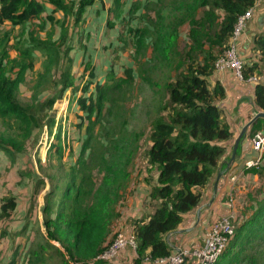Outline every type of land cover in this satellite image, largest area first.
<instances>
[{"label":"trees","instance_id":"1","mask_svg":"<svg viewBox=\"0 0 264 264\" xmlns=\"http://www.w3.org/2000/svg\"><path fill=\"white\" fill-rule=\"evenodd\" d=\"M96 1L0 0V33L8 31L4 30L7 23L12 28L32 27L28 32L23 29L14 45L16 58L10 56L8 39L0 38V122L4 127L0 129V152L12 160L25 153L34 134L44 128V121L53 126L55 113L50 109L68 91L75 99L81 91L76 102L80 112L77 128L79 133L85 132L78 158L70 167L64 164L63 155L65 147L72 151V145L64 143L63 149L61 131L56 135L48 154L54 161L48 163L53 170L46 174L50 189L44 196L42 221L26 246H14L9 264L21 261L25 264H109L95 259L121 233L113 229L119 219V208L130 192L143 188L142 183L148 186L146 204L154 212L135 221L133 236L138 256L134 263L143 264L147 257L157 260L171 255L173 249L168 235L179 229L186 215L202 205L204 191L226 151L222 143L234 137L228 126L221 123L223 110L216 104L224 98V89L219 85L217 91L211 90L208 79L216 71V61L232 43L239 17L255 8L258 0H170V24L161 20L154 28L147 24L148 11L139 14L141 3L135 1L128 17L136 16L141 26L132 27L129 32L133 65H124L120 71L112 66L104 84L93 86L88 81L78 91L75 61L70 57L73 49L62 52L60 43L69 34L68 21L75 18L70 36L73 40L75 27L86 21L83 18ZM114 2L109 13L125 24L124 12L119 9L122 0ZM153 4L157 5V0ZM58 14L63 16L61 33H64L55 40L54 32H47V26L55 22ZM107 21L112 27L111 19ZM187 23L191 43L188 50H178L175 44L179 29ZM118 35L121 41L124 35L119 31ZM149 49L151 57L146 55ZM253 50L260 61L251 65L244 62L245 79L260 73L264 63L263 35L255 37ZM36 55L43 59L39 70ZM155 61L163 63L164 71H170L162 88L165 93L162 91L160 97H155L160 99L158 106L155 114L145 115L144 128H135L128 102L135 93L153 91L155 94L159 89L161 83L154 79L150 68V63ZM88 64L86 73L91 67ZM35 69L37 78L28 86L33 90L31 103H22V87L27 84L28 72ZM96 69L91 68L88 80L95 77ZM55 71L59 75L57 80ZM90 85L95 89L93 93L89 92ZM255 104L264 111L263 81L256 82ZM263 130L264 118L256 119L252 123L251 138ZM143 141L148 145L143 168L148 175L136 182L132 191V169L137 167ZM40 166L45 170L41 163ZM261 169L245 168L244 172L255 175ZM17 204L11 196L3 199L0 222L11 218ZM236 224L235 234L217 264H264V198L257 200L250 216L243 221L236 219ZM26 233L27 227L11 237Z\"/></svg>","mask_w":264,"mask_h":264},{"label":"rangeland","instance_id":"2","mask_svg":"<svg viewBox=\"0 0 264 264\" xmlns=\"http://www.w3.org/2000/svg\"><path fill=\"white\" fill-rule=\"evenodd\" d=\"M75 3H78L79 0H73ZM115 0H97L95 5L88 8L87 17H84L86 21L82 20L80 24H77L74 31L76 30L75 37L73 40L70 36H72L71 29L75 26V18L70 19L68 21V25L66 26L69 34L65 35L66 37L63 38L62 42L60 43L61 51L64 52L68 49H73L70 51V57L74 59V70L77 73V81L75 83L76 87H79L82 90L85 84L89 81L95 86L97 83L104 84L106 74L113 68L115 70L120 71V68L126 66H132L133 63L131 62V51L132 46L130 43V31L132 27H138L140 25V21L134 17H128V12L135 1H140L141 11L149 13V19H147V24L150 28H154L155 24L163 21L164 24H170V14L172 12V7L168 1L170 0H157V5H154L153 2L155 0H122V5H120V11H123L124 14L122 16L126 20V23H122L114 16V14H110V9L114 8L113 4ZM71 2V1H70ZM77 7V6H76ZM76 10V8H75ZM138 14V16H139ZM47 17V16H46ZM55 22L48 23L47 32H54V39L58 40L62 30V22L63 16L62 14L55 15ZM112 21V27L108 25V21ZM158 21V22H157ZM143 25V24H142ZM27 30L31 29L32 27H24L23 29ZM22 27L12 28L11 25L6 24L5 31L6 33L1 31L0 38L8 39V48L11 47V51L9 50L11 58H16L18 53L16 49H14V45L20 39V36L23 33ZM118 31L120 34H123L122 40H119ZM189 32L190 26L189 24L183 25L179 29L178 37L176 39V47L178 50H188L190 45L189 39ZM8 33V34H7ZM44 37V36H43ZM97 38V39H96ZM101 44V45H100ZM13 46V47H12ZM69 46V47H68ZM119 48V49H118ZM147 57L152 56V50L149 49L146 52ZM156 57V55H154ZM36 61L38 62V70L43 61L40 55H36ZM93 60V61H92ZM90 63V71L91 68L96 69L94 72L95 77L92 79H87L90 76V71L85 72L87 66ZM88 64V65H86ZM111 65V66H110ZM167 66V65H166ZM151 71L153 72L154 79L157 82L161 83L159 89L154 94L144 92V94H137L135 93L133 99L128 102L130 107V112H133V118L131 119V123L135 128H144L145 120L147 113L155 114L154 109L158 106L160 94L165 93L162 88L167 82L169 77V69L164 71L163 63L159 61L151 62L150 63ZM55 70V69H54ZM102 73H101V72ZM38 71H30L27 74V84L22 87V96L20 101L22 103H31V97L33 95V90L28 87L30 86V81L37 78ZM54 79L57 80L59 75L55 71ZM141 84V81L138 82L135 87L139 88L138 86ZM90 85L89 92L93 93L95 91L94 87ZM163 91V92H162ZM122 95V94H121ZM54 96L52 94L50 97ZM123 96V95H122ZM74 95L71 97V91H68L65 98L63 100H57L52 108V114L55 113V122L53 126L46 125V121H44V128L39 129L37 135L34 134V137L29 141L26 148V152L23 154L17 155L14 160H12L6 153L0 152V190H6L7 193H19L21 198L19 201L21 202L22 199H25L27 196L30 198V202L36 201L35 192L38 188V192L43 191V194L48 192L50 189V184L46 178V174L52 173V166H48L49 162L54 161L48 157L49 150L54 142L56 135L61 131L62 134V145L64 149V143L72 145V151L68 149L64 150L63 161L67 167H70L74 162L75 159L78 158V150L82 146V141L85 138V132H80L77 128V124H79L80 120L77 118V114H80L77 99L81 97V91L77 93L76 99L73 98ZM88 96H83L86 98ZM72 99V101H71ZM76 103V108H75ZM2 124L0 122V129H2ZM4 128V127H3ZM99 130V126H97L96 131ZM142 146H144L136 160L137 167L132 169V191L136 187V182L139 180L142 181L147 174V170H143L146 167L145 164V152L148 148L147 142L144 145V141L142 142ZM74 147V149H73ZM75 152V154H74ZM44 166L45 170L40 166ZM132 192H130L131 194ZM129 194V195H130ZM128 195V196H129ZM27 204V201L21 202V209L24 210L20 212L22 217L25 216V208L23 205ZM3 222V221H1ZM0 222V223H1ZM236 223V220H235ZM5 230V227H3ZM21 229H18L16 232H20ZM14 232V233H16ZM6 232H2L0 237H5ZM13 234V233H12ZM11 236V234H10Z\"/></svg>","mask_w":264,"mask_h":264},{"label":"crops","instance_id":"3","mask_svg":"<svg viewBox=\"0 0 264 264\" xmlns=\"http://www.w3.org/2000/svg\"><path fill=\"white\" fill-rule=\"evenodd\" d=\"M11 25L10 23H7ZM12 27V25H11ZM16 28V27H14ZM257 35L264 36V0H258L254 9L251 20L239 38L238 51L242 60L247 64L258 63L259 55L253 50L254 39ZM97 39V38H96ZM101 45V44H100ZM93 61V60H92ZM101 72V71H100ZM258 77L264 79V63H261ZM208 85L211 90H218L221 85L224 89L225 96L216 102L218 107L223 110L221 123L228 126L234 137L222 145L226 151L219 166L204 191L202 205L194 212L184 218V222L179 229L168 235L167 239L173 249L200 248L206 240L209 226L216 220L233 216L234 219L243 221L253 213V207L256 208L257 200L264 198V156L252 147L251 129L252 123L258 119V115L264 113L255 104V87L256 83L248 82L238 78L231 68H225L223 71H215L208 79ZM247 127V131L236 151L235 161L228 166L232 160L235 143ZM264 133V130L262 131ZM260 159V173L255 175L244 172L245 165L249 161ZM256 168V167H255ZM224 172L218 183V191L215 197L214 187L217 176ZM141 189H137L130 194L119 208V219L113 226L114 232H121L126 236H133L135 221L145 215L152 214L154 208L147 205L148 186L142 183ZM7 196L17 200L16 210L8 220L0 223V234L6 232L5 237H0V264H9L13 256L14 246L28 244V238H33V230L42 221L41 209L44 202L43 191L35 192L36 201L30 202L27 196L23 201L27 204L25 216L22 217L20 212L22 205L19 201V193H7L6 190H0V208ZM203 208L198 214V210ZM5 227V230H3ZM27 227V233L24 236L13 238L10 234L18 229ZM136 251L127 249L109 264H135L137 258ZM20 264H25L21 261ZM143 264H150L143 262ZM191 264V263H188Z\"/></svg>","mask_w":264,"mask_h":264},{"label":"built area","instance_id":"4","mask_svg":"<svg viewBox=\"0 0 264 264\" xmlns=\"http://www.w3.org/2000/svg\"><path fill=\"white\" fill-rule=\"evenodd\" d=\"M254 7L250 8L247 12L241 15L234 27L232 36V43L229 48L223 53V55L216 61L215 70L223 71L225 68H231L235 71L238 78L248 82H264L263 78L258 76H252L248 79L244 77V61L241 59L238 53V42L241 34L243 33L246 24L251 20ZM252 147L264 156V133H257L252 138ZM260 166V159L255 161H249L246 163L245 168H258ZM237 224L233 216L220 219L217 223L213 224L208 231L204 246L202 248H178L176 252L152 260L147 257L144 262L150 264H217L220 258L223 256L227 246L232 240ZM127 249L137 250V242L134 236H126L123 233H119L113 240L112 244L101 253L95 261L110 263L114 261L119 254Z\"/></svg>","mask_w":264,"mask_h":264},{"label":"water","instance_id":"5","mask_svg":"<svg viewBox=\"0 0 264 264\" xmlns=\"http://www.w3.org/2000/svg\"><path fill=\"white\" fill-rule=\"evenodd\" d=\"M258 118H264V113L259 114V115H258ZM246 131H247V127L243 130V132H242V133L240 134V136L238 137V139H237V141H236V143H235V148H234V152H233L232 160H231V162H230V164H229L228 166H230L231 163H232L233 161H235V158H236V151H237L238 146H239V144L241 143V141H242V139H243L244 134H245ZM223 173H224V172H220L219 175L217 176V180H216L215 187H214V194H215V197H216V195H217V191H218V183H219V180H220V178L222 177ZM202 209H203V208H200V209L198 210V214H199V215H200V212H201Z\"/></svg>","mask_w":264,"mask_h":264}]
</instances>
